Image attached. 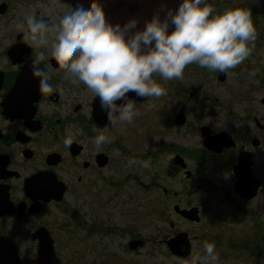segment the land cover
<instances>
[{
	"label": "flooded vegetation",
	"instance_id": "flooded-vegetation-1",
	"mask_svg": "<svg viewBox=\"0 0 264 264\" xmlns=\"http://www.w3.org/2000/svg\"><path fill=\"white\" fill-rule=\"evenodd\" d=\"M72 2L0 0V264H79L78 252L84 249L90 255L88 264H95L97 187L103 192L104 207L112 206L118 188H122L118 194H124L133 186L145 199L148 191L153 192L144 211H155L149 215L155 216V224H150L155 225L154 237L160 238L147 237L144 231L148 224H142L139 213L132 223L131 209L126 208L118 230L128 237V253L139 256L150 247L167 252L172 258L169 264H190L193 255H203L202 244L207 240L215 243L219 264H225L227 257L245 254L241 247L237 249V235L229 231L227 238L234 239L227 241L226 228L220 223L208 224L203 216L211 213L229 218L226 214H231L237 200L252 201L236 193V168L243 170L247 165L248 179L258 180L259 191L264 188L255 168L256 149L261 144L258 135L264 132V125L254 118L253 125L235 119L215 127L209 120L215 115L209 109L217 101L212 94L159 76L154 79L165 87L166 95L146 98L129 93L138 111L134 122L110 124L99 98L75 78H64L66 69L59 67L50 44L43 49L35 47L18 27L28 15L48 21L50 26L58 23L66 12L78 7ZM40 50L46 53L42 66L53 87L47 94L40 92L39 80L32 73V61ZM100 133L109 136L111 143L97 148L93 140ZM223 134L228 142L222 149L205 146L207 138ZM196 137L198 145H190ZM66 138H71L70 145H65ZM100 156L107 161L104 166L97 162ZM126 156L144 160L161 157L160 165H152L156 170L148 179L139 171L140 180L134 181L138 183L134 186L124 180L126 172L117 168L115 157ZM207 158L213 159V164H207ZM113 164V174L109 177L104 172L109 179L105 180L103 171ZM120 167L126 168L123 164ZM116 175H123V180L117 181ZM176 183L180 188L172 187ZM194 193L202 206H181L185 197ZM162 196L173 199L170 210L175 221H168L166 233L157 225L163 216L157 212ZM214 197L220 201L213 202ZM193 209L198 221L181 213ZM110 231L104 228V233ZM171 241L176 251L170 248ZM261 250L255 257L242 256L243 264H256L264 247ZM119 264L130 263L124 260Z\"/></svg>",
	"mask_w": 264,
	"mask_h": 264
},
{
	"label": "clouds",
	"instance_id": "clouds-1",
	"mask_svg": "<svg viewBox=\"0 0 264 264\" xmlns=\"http://www.w3.org/2000/svg\"><path fill=\"white\" fill-rule=\"evenodd\" d=\"M137 24L136 18L123 25L112 24L100 0H82L51 26L28 15L18 27L35 47L50 44L59 67L66 69L64 78H75L98 97L101 110L114 126L131 124L138 115L129 93L146 98L167 94L155 76L164 81L183 79L191 64L227 73L251 56L257 39L250 10L235 7L217 12L207 0H180L175 9H165L163 19L156 13L143 28ZM46 59L45 51L40 50L32 61L42 94L53 90L42 66ZM71 142V138L64 141L66 146ZM93 143L99 148L111 143V138L100 133ZM149 163L142 162V166ZM202 251L203 255L192 256L190 264H219L214 242L205 240Z\"/></svg>",
	"mask_w": 264,
	"mask_h": 264
},
{
	"label": "rangeland",
	"instance_id": "rangeland-1",
	"mask_svg": "<svg viewBox=\"0 0 264 264\" xmlns=\"http://www.w3.org/2000/svg\"><path fill=\"white\" fill-rule=\"evenodd\" d=\"M212 7L217 12H222L227 8L243 7L251 11L253 24L257 29V39L255 42V49L250 57H248L242 64L236 68L229 70L225 73L223 80L219 79V74L222 72L210 71L207 68H201L196 64H191L188 68H185L183 79H178L180 83L187 82L189 88H199L204 90L207 95H211L212 99L217 100L212 104L213 108L209 110L215 115L209 117V120L215 125L220 127L221 123L234 122L235 119H241L246 125H253V119L256 118L261 124L264 125V104L261 103V99L264 98V0H212ZM254 73V75H250ZM214 102V101H212ZM222 126H224L222 124ZM225 127V126H224ZM261 140L260 146L256 149L258 158L255 168L258 167L259 177L264 180V132L258 135ZM190 145H198V137L191 140ZM200 158V157H199ZM117 161V168L125 171L124 180H129L134 186H138V180H140L139 171L144 178L148 179V176L153 174L152 165H160V159L147 157H131L125 158L115 157ZM121 160V162H119ZM135 161V163H130ZM150 162L148 167H141L142 162ZM213 159L207 158V164H213ZM123 164L126 168H121ZM114 164L109 170L103 171L109 177L113 174ZM141 167V168H140ZM161 169V167L159 168ZM117 181L123 180V175H116ZM105 178V177H104ZM134 179V180H133ZM105 180H109L106 179ZM224 181L225 178L219 179ZM122 184L118 185L121 187ZM117 186V187H118ZM130 187V186H129ZM172 187L180 188L179 183L174 184ZM122 188H118L115 192L118 195L112 206L104 207L103 192L100 188L95 189V264H119L124 260H127L130 264L146 263V264H169L172 258L165 251H154V249L148 247L141 252L139 256L135 253H128L126 249L127 235L119 232L118 224L125 220L123 212L126 208L131 209L132 223L136 221V214L139 213L142 224L146 223L148 226L145 228L144 234L147 237L153 235V239H159L160 237H154L153 229L155 225V216H149L153 210L144 211L146 207V201L152 200L153 192L148 191L147 198L141 196L139 192L135 193V188H126L124 194H118ZM205 189H202L203 191ZM146 193V191H144ZM123 195V196H122ZM129 198H127V196ZM131 195L133 197H131ZM120 197V198H119ZM162 196V203L159 201L157 209L163 213V216L157 220L158 228L160 231H166L169 229L168 221H175V218L171 212V202L173 199ZM216 198V197H214ZM123 199L128 202L123 205ZM220 201L219 199H213V202ZM201 200L197 195L186 196L185 201L181 203V206L197 205L202 206ZM230 211L231 214L226 218L222 215L205 214L203 219L213 224L220 223L226 232L222 234L231 236L229 231L235 235L236 241L239 243V248L244 249L245 254L239 257H227L225 264H243L245 260L243 257L246 255H253L259 253L261 248L264 247V188L259 191L257 197H254L250 202H243L237 200ZM137 211V212H136ZM146 216H149L146 219ZM112 224V226H110ZM180 227L185 228V224H180ZM133 226V224H131ZM109 227L110 232L104 233V228ZM116 230V231H113ZM118 230V231H117ZM230 237L227 238V241ZM234 239V238H230ZM93 241V239H92ZM227 241L225 245H227ZM87 248V246H84ZM254 253V254H253ZM79 264H88L90 261V255L87 250H80L78 252ZM243 256V257H242ZM263 257V252L260 255L259 260ZM258 260V261H259ZM107 262V263H106ZM250 264V263H249Z\"/></svg>",
	"mask_w": 264,
	"mask_h": 264
},
{
	"label": "water",
	"instance_id": "water-1",
	"mask_svg": "<svg viewBox=\"0 0 264 264\" xmlns=\"http://www.w3.org/2000/svg\"><path fill=\"white\" fill-rule=\"evenodd\" d=\"M72 2V0H69ZM180 0H100L102 4L106 19L112 24L123 25L128 20L136 18L138 20L137 28H143L146 21L150 20L152 16L159 13L161 19L164 18V13L166 8L175 9L178 7ZM74 5L79 6L82 0H73ZM207 3L211 5L210 0ZM171 30V29H170ZM225 78V73L219 74V79L223 80ZM264 104V99L262 100ZM225 143L224 137H217V140H208L207 145L211 148H220ZM97 161L100 166L106 163L103 157H98ZM237 172V171H236ZM238 173V172H237ZM250 172L248 166H243V170L238 173V180L236 182V192L241 195L244 199H252L260 186L257 179H248ZM250 178V177H249ZM183 216L199 220L197 217V210L193 209L190 211H181ZM183 238V237H182ZM170 248L175 250V243L173 241L169 242ZM179 244V242L177 243ZM177 249V246H176ZM257 264H264V256Z\"/></svg>",
	"mask_w": 264,
	"mask_h": 264
}]
</instances>
